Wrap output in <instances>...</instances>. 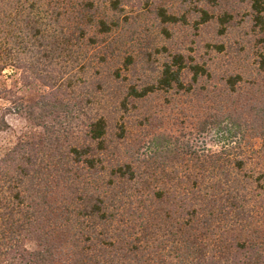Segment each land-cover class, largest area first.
<instances>
[{"label":"trees","instance_id":"obj_1","mask_svg":"<svg viewBox=\"0 0 264 264\" xmlns=\"http://www.w3.org/2000/svg\"><path fill=\"white\" fill-rule=\"evenodd\" d=\"M162 1L0 0V77L23 45L33 54L18 65L25 84L33 77L46 87L30 107L0 87V98L13 104L0 131L10 128L7 113L29 121L0 156V264H264V104L237 102L240 74L226 80V99L235 103L217 105L190 132L201 139L208 132L211 143L149 130L143 143L125 122L112 132L116 114H128L136 101L174 87L191 92L207 71L184 53L116 103L76 96L90 49L125 53V32L116 44L108 40L124 30L129 9L148 10L164 24L197 15L199 27L221 3L183 0L189 8L180 15ZM251 8L264 33V0H251ZM230 18L225 13L221 24ZM133 62L128 55L127 65ZM93 101L99 105L90 115ZM144 118L141 124H153Z\"/></svg>","mask_w":264,"mask_h":264},{"label":"rangeland","instance_id":"obj_2","mask_svg":"<svg viewBox=\"0 0 264 264\" xmlns=\"http://www.w3.org/2000/svg\"><path fill=\"white\" fill-rule=\"evenodd\" d=\"M162 3L176 13L181 11L180 15L189 8V4L183 5V0H163ZM209 11L214 13L215 18L195 27L197 15H191L187 24H164L148 10L129 9V21L125 23L124 30L111 35L108 40L116 44V39L125 32L127 40L124 39L125 44L121 48L125 53L112 57L101 46L90 49L87 68L80 71L82 82L76 89V96L88 93L91 99L101 96V100L107 104L116 103L114 100L122 91L125 93L133 85L152 83L173 54L184 53L188 62L193 58L207 71L194 82L191 92L184 95L174 87L156 91L146 99L136 101L128 114H116L112 121V132H117L121 122H125L131 131V138L142 139L143 143L149 140L148 130L150 133H165L173 136V139L180 135L211 143L208 132L202 139L190 132L195 131L200 120L217 105L235 103L234 98L228 101L225 95L226 80L230 75L242 76L237 85V102L243 101L246 106L264 104V71L259 69L260 54H264V33L253 24L251 0H221L218 6L211 7ZM225 13L231 18L226 25H222L220 21ZM165 28L169 35L162 34ZM5 41H1L0 45ZM15 49L13 62L0 77V87L13 90L15 96L12 97H17L18 104L30 107L45 93L46 87L33 77L29 78L31 84H25L18 65L32 61L33 54L23 45H16ZM128 55H133L131 65H127ZM190 80L191 74L187 73L185 81ZM68 95L73 94L69 91ZM70 101H75L74 96ZM94 101L87 107L90 115H94L98 109L99 104ZM10 105H13L10 100L0 98V118ZM27 116L25 113L6 114L10 128L0 131V156L13 146L20 134L27 131ZM144 117L153 124H141ZM155 124L158 128L154 127Z\"/></svg>","mask_w":264,"mask_h":264}]
</instances>
